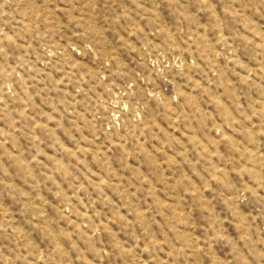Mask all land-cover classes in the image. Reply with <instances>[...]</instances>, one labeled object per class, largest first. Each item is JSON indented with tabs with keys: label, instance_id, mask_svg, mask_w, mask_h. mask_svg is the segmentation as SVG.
Instances as JSON below:
<instances>
[{
	"label": "rangeland",
	"instance_id": "374dc122",
	"mask_svg": "<svg viewBox=\"0 0 264 264\" xmlns=\"http://www.w3.org/2000/svg\"><path fill=\"white\" fill-rule=\"evenodd\" d=\"M0 264H264V0H0Z\"/></svg>",
	"mask_w": 264,
	"mask_h": 264
}]
</instances>
